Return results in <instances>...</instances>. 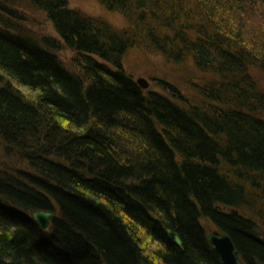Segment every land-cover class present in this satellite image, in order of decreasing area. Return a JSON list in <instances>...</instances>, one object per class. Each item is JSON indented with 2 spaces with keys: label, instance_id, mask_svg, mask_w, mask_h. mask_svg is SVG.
I'll return each mask as SVG.
<instances>
[{
  "label": "trees",
  "instance_id": "obj_1",
  "mask_svg": "<svg viewBox=\"0 0 264 264\" xmlns=\"http://www.w3.org/2000/svg\"><path fill=\"white\" fill-rule=\"evenodd\" d=\"M96 1L0 0V264H224L210 228L264 264V0Z\"/></svg>",
  "mask_w": 264,
  "mask_h": 264
},
{
  "label": "rangeland",
  "instance_id": "obj_2",
  "mask_svg": "<svg viewBox=\"0 0 264 264\" xmlns=\"http://www.w3.org/2000/svg\"><path fill=\"white\" fill-rule=\"evenodd\" d=\"M70 5L73 7H79L85 12H89L95 15H105L106 12L103 11L101 6L98 4L96 0H68ZM31 15H34L33 21H30L29 26L40 33L49 32L50 34L56 36V33L52 29V26L48 22V20L45 18L43 14H41L39 11H34L31 13ZM111 17L107 15V18ZM114 21V17H111ZM115 22V21H114ZM118 23V22H116ZM59 55L61 58L64 59V61L68 64L69 63V55L70 50H63L59 52ZM125 58L123 60V66H125L126 70L130 72L132 77L137 78L138 76H142L146 79L148 82V88L154 89V90H163L162 87L157 85L158 78H164L166 80L173 81L177 86H179V89L182 91L184 90L185 94L189 96V98L192 100H196L197 97L194 95V92L192 89H190L189 85L185 83L184 78H186L187 74L182 73L176 75L173 72L172 67L169 64H166L164 61V58L160 54H154L149 52L146 48H140L135 47L134 49H131L125 54ZM184 77V78H183ZM1 146H0V154H1ZM0 162H4L2 160V157L0 156ZM0 163V169L3 168V164ZM208 231H215V229L210 228Z\"/></svg>",
  "mask_w": 264,
  "mask_h": 264
},
{
  "label": "water",
  "instance_id": "obj_3",
  "mask_svg": "<svg viewBox=\"0 0 264 264\" xmlns=\"http://www.w3.org/2000/svg\"><path fill=\"white\" fill-rule=\"evenodd\" d=\"M136 82L140 87L147 88L148 82L142 76L136 78ZM53 213L48 210H35L32 212L33 219L43 228L49 226L50 218ZM166 233L172 241L182 246V240L179 234L170 228H166ZM207 239L210 240L212 247L218 252L219 259L224 264H240L239 255L237 254L236 246L229 237V235L224 231H210L207 234Z\"/></svg>",
  "mask_w": 264,
  "mask_h": 264
},
{
  "label": "bare ground",
  "instance_id": "obj_4",
  "mask_svg": "<svg viewBox=\"0 0 264 264\" xmlns=\"http://www.w3.org/2000/svg\"><path fill=\"white\" fill-rule=\"evenodd\" d=\"M124 60V59H123ZM128 73H130L129 71H127ZM184 91V90H183ZM32 214V213H31ZM209 240V239H208ZM210 241V240H209ZM211 243V242H210ZM212 245V244H211ZM237 249V248H236ZM215 250V249H214ZM237 254L239 255L238 249H237ZM219 255V254H218ZM239 260H240V256H239ZM240 264H241V260H240Z\"/></svg>",
  "mask_w": 264,
  "mask_h": 264
}]
</instances>
